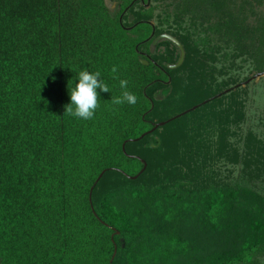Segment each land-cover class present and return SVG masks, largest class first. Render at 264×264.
I'll list each match as a JSON object with an SVG mask.
<instances>
[{"label": "trees", "instance_id": "obj_1", "mask_svg": "<svg viewBox=\"0 0 264 264\" xmlns=\"http://www.w3.org/2000/svg\"><path fill=\"white\" fill-rule=\"evenodd\" d=\"M263 6L172 0L158 31L103 0H0V264H263L264 136L239 76L212 85L264 73ZM80 70L110 89L91 120L65 113Z\"/></svg>", "mask_w": 264, "mask_h": 264}, {"label": "rangeland", "instance_id": "obj_2", "mask_svg": "<svg viewBox=\"0 0 264 264\" xmlns=\"http://www.w3.org/2000/svg\"><path fill=\"white\" fill-rule=\"evenodd\" d=\"M106 8L109 11V14L113 18H118L121 22H124L127 28H130L135 23L140 21V17L146 15L147 13H152V20L150 21L155 30L162 31L166 30V27L161 26V16L162 12L166 9L164 7L165 3H170L172 0H152L149 7H144L141 3H136L133 7H130L134 0H103ZM145 3H148V0H145ZM127 8H130L127 12ZM261 12L264 14V6L261 8ZM143 21V20H142ZM178 64V63H177ZM171 66V69H178L180 67ZM240 69L236 68L226 77H222L220 75L216 76V83L212 84L213 86H218L226 82V80H230L231 78L237 79L240 77V81L238 84L230 86L228 89L235 88V86L239 84L246 83L248 80L254 78L258 73L253 71V66L250 63L242 64L240 61L238 62V66ZM226 89V90H228ZM224 90V91H226ZM240 90L241 96L239 100H244L246 104L247 115L249 119L250 126L257 132L262 133L264 136V76L259 79H254L252 82L242 87ZM234 90V91H239ZM223 91V92H224ZM157 99L159 95L156 96ZM203 100V98L199 97H191L189 100H186L185 105L187 108L196 103ZM245 129L247 127L245 126ZM244 129V131H246ZM221 166V165H220ZM264 264V263H263Z\"/></svg>", "mask_w": 264, "mask_h": 264}, {"label": "clouds", "instance_id": "obj_3", "mask_svg": "<svg viewBox=\"0 0 264 264\" xmlns=\"http://www.w3.org/2000/svg\"><path fill=\"white\" fill-rule=\"evenodd\" d=\"M121 95L113 99L115 105H135L137 97L128 90V81L120 80ZM99 90V91H98ZM100 92H110V89L101 78L100 72L80 70L75 74L69 88L70 103L65 106L69 116L81 120H91L98 108Z\"/></svg>", "mask_w": 264, "mask_h": 264}, {"label": "water", "instance_id": "obj_4", "mask_svg": "<svg viewBox=\"0 0 264 264\" xmlns=\"http://www.w3.org/2000/svg\"><path fill=\"white\" fill-rule=\"evenodd\" d=\"M121 21H122V19H121ZM166 40H168V41L174 43V44L178 47V49H179V51H180V59H179V62H178V64H177L176 67H180V66H182L183 63H184V61H185V58H186V52H185V49H184L183 45H182V44H181L176 38H174V37L171 36V35L164 34V35L159 36L158 38H156V40H155L154 43H153V46L155 47V46H157L159 43H161V42H163V41H166ZM144 63L147 64L146 62H144ZM263 76H264V73L257 74L254 78L250 79V80L247 81L246 83H243V84H241V85L236 86L235 89H238V88H240V87H244V86H246L247 84H249L250 82H252L254 79H259V78H261V77H263ZM229 93H230V90H227V91L223 92L222 94H219L217 97H215V98H213V99L221 98L222 96H224V95H226V94H229ZM213 99H212V100H213ZM208 102H209V101H206V102H204V103L201 104V105H206ZM201 105L196 106V107L192 108L191 110H189V111H187V112H185V113H183V114H181V115H179V116H176L175 118H173V119H171V120H169V121H167V122H162V123H160V124L155 125V127H154V129H153L152 131H150V132L144 134L141 138H139L138 140H135V141H140V140H142L145 136H147V135H149V134H152V133H153L154 131H156L157 129L166 126L168 123H170V122H172V121H174V120H176V119H178V118H180V117H182V116H184V115L190 113L191 111H195V110H197ZM125 146H126V144H124V146H123V150H124V152H126V150H125ZM146 168H147V165L145 164L144 170L141 172V174L146 170ZM105 173H106V172H103V173L100 175V177L98 178V180L95 182L93 188L91 189V192H90V202H91V203H92V195H93L94 188L97 186V184L99 183V181L103 178V176L105 175ZM139 175H140V174H139ZM139 175H138L137 177L133 178V179L136 180V179L139 177ZM131 179H132V178H131ZM117 234H118V233H117ZM116 255H117V248H116V250H115V253H114V257H113V259L116 257Z\"/></svg>", "mask_w": 264, "mask_h": 264}, {"label": "flooded vegetation", "instance_id": "obj_5", "mask_svg": "<svg viewBox=\"0 0 264 264\" xmlns=\"http://www.w3.org/2000/svg\"><path fill=\"white\" fill-rule=\"evenodd\" d=\"M151 1L152 0H148V3L146 4L145 3V0H134L133 2H132V4H131V6L130 7H133L136 3H141L144 7H149L150 6V4H151ZM129 9L130 8H127V12L129 11ZM125 16V15H124ZM124 16H123V18H124ZM122 18V19H123Z\"/></svg>", "mask_w": 264, "mask_h": 264}]
</instances>
